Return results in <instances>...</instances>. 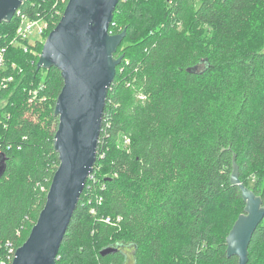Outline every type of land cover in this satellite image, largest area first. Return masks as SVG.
<instances>
[{"label":"trees","instance_id":"obj_1","mask_svg":"<svg viewBox=\"0 0 264 264\" xmlns=\"http://www.w3.org/2000/svg\"><path fill=\"white\" fill-rule=\"evenodd\" d=\"M68 1L23 0L0 24L1 70L13 77L0 92V258L13 249L9 264L60 164L54 112L64 84L59 68H37L44 41L27 51L10 41L22 16L47 21L46 38ZM255 11L263 19L251 45L241 29ZM137 26L140 40L123 49ZM124 30L97 160L56 264H127L128 248L134 264H239L227 250L246 206L231 182L235 162L264 202V0H120L110 32ZM228 206L238 215L218 224ZM106 247L117 250L101 255ZM248 264H264V220Z\"/></svg>","mask_w":264,"mask_h":264},{"label":"water","instance_id":"obj_2","mask_svg":"<svg viewBox=\"0 0 264 264\" xmlns=\"http://www.w3.org/2000/svg\"><path fill=\"white\" fill-rule=\"evenodd\" d=\"M119 1L69 0L44 42L38 70L55 66L64 79L54 112L59 117L54 143L60 164L38 220L16 249L12 264H56L64 235L97 160L108 90L123 57L116 58L114 53L126 30L110 33ZM22 2L0 0V24L11 21ZM4 169L1 163L0 176ZM231 182L241 187L246 206L227 237V250L229 255L239 257V264H248L253 233L264 220V202L241 182L236 162ZM116 250L106 247L100 253L107 255Z\"/></svg>","mask_w":264,"mask_h":264},{"label":"built area","instance_id":"obj_3","mask_svg":"<svg viewBox=\"0 0 264 264\" xmlns=\"http://www.w3.org/2000/svg\"><path fill=\"white\" fill-rule=\"evenodd\" d=\"M48 28V22L45 20H41V19H29L26 16H22L21 22H20V26L17 30V33L15 35V37L10 41V43L14 44V45H23L25 50H28V44L25 45V43H29V44H36L39 41H44L45 42V38H44V32L46 31V29ZM35 29L37 34H39L41 37H43L42 39H37L34 42H30L29 41V36L28 34ZM111 33V32H110ZM47 38V37H46ZM5 50L6 48H2L0 50V92L1 90L6 87L9 82H11L13 80V77L5 74V70H1V67H4V58H5ZM33 96H36V91H31ZM31 101L33 100V97L30 98ZM124 143L126 145H128L130 143V138L127 136H124ZM92 174V173H91ZM90 174V175H91ZM89 175V176H90ZM102 198L99 199V204L102 203ZM93 212L95 213V207L92 209ZM121 216H117L114 219H112L109 216H105V221L106 222H115L118 223L121 220ZM13 252V249L9 250V253L3 257L0 258V264H9L10 260H11V253Z\"/></svg>","mask_w":264,"mask_h":264},{"label":"rangeland","instance_id":"obj_4","mask_svg":"<svg viewBox=\"0 0 264 264\" xmlns=\"http://www.w3.org/2000/svg\"><path fill=\"white\" fill-rule=\"evenodd\" d=\"M263 19V13L255 11L250 18L247 20V22L243 25L241 29V36H246L249 39V43L253 45L255 42H257V29H258V24L262 21ZM143 27L137 26L134 32L132 33L131 40L127 42V44L122 47L123 49L126 48L128 45H132L134 43H137L140 40V35L137 34V31H141V34L143 33ZM29 41L34 42L37 39H42L39 34H37L36 30L33 29L29 34ZM46 40V38H45ZM6 100L3 99L0 101V107H2L5 104ZM119 146L123 148L124 143L123 141L119 142ZM264 182V181H263ZM264 189V186H263ZM239 212H234V210L231 207H227V212H223L220 214L219 218L217 219L218 224H222L225 221V224H228L229 220L235 218L238 215ZM224 226V224H223ZM127 264H134V259L132 255V248H128V260Z\"/></svg>","mask_w":264,"mask_h":264}]
</instances>
